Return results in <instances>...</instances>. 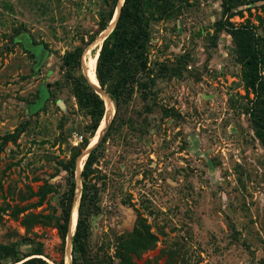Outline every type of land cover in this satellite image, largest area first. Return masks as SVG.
Returning <instances> with one entry per match:
<instances>
[{
	"label": "rangeland",
	"instance_id": "374dc122",
	"mask_svg": "<svg viewBox=\"0 0 264 264\" xmlns=\"http://www.w3.org/2000/svg\"><path fill=\"white\" fill-rule=\"evenodd\" d=\"M110 1L0 0V243H15L31 253L26 258L65 260L56 227L61 166L90 118L62 56L97 33ZM171 1L165 12L146 7L143 85L120 107L87 177L96 194L86 204V255L118 264L120 237L145 225L156 240L130 254L136 264H264V145L249 117L254 94L234 41L215 33L220 0ZM238 1L229 20L264 37V0ZM260 74L264 80V67ZM46 182L56 190L37 204L30 192ZM29 213L46 221L26 228Z\"/></svg>",
	"mask_w": 264,
	"mask_h": 264
},
{
	"label": "trees",
	"instance_id": "16d2710c",
	"mask_svg": "<svg viewBox=\"0 0 264 264\" xmlns=\"http://www.w3.org/2000/svg\"><path fill=\"white\" fill-rule=\"evenodd\" d=\"M123 0L120 7L115 26L102 41L99 54L96 60L95 73L100 84L112 98L115 106V113L106 131L99 142L93 147L83 163L81 171V194L74 233L71 241V263L72 264H93L86 255L88 237L90 235L89 223L87 221L86 204L90 201L95 191L91 193V185L87 177L93 172L92 165L102 150L106 135L114 127L120 107L133 93L134 87L143 85L139 74L146 70L147 66V42L149 38V27L145 11L147 6H156L158 11L165 12L174 6L171 0ZM171 3H170V2ZM238 0H220L221 17L215 22V33L226 31L235 43L236 60L244 67V82L247 88L251 89L254 99L249 111L250 120L254 126L255 133L264 145V80L260 74V68L264 67V37L258 35L252 25L245 23L236 26L230 20L235 14ZM165 3L166 5L163 4ZM117 0H111L107 5V11L100 15L97 33L103 30L111 19ZM96 33V34H97ZM83 41V45L75 46L72 50L65 52L62 56V64L65 68V77L71 84V92L75 96L81 109L90 118L88 133L82 136L79 146L74 147L70 159L62 164L61 169L66 172V188L59 194L61 214L56 223L61 247L65 243L69 224V215L73 194L75 190V159L89 144V138L94 136L101 118L105 111L104 101L101 96L90 86L81 71V57L85 47L93 41L96 36ZM12 135H10L11 137ZM2 145H0V151ZM55 186L46 182L36 192L37 204H41L49 192L55 191ZM22 209L17 208L13 212ZM46 216L29 213L24 220L26 228L32 224L45 222ZM156 237L147 226H135L131 232L119 239L116 256L118 264H136L131 259V253L139 255L144 250L153 246ZM41 249H36L32 254H40ZM29 254L21 253L16 244L0 243V264H50L39 257H29ZM26 258V259H25ZM58 264H63L61 259ZM106 264H114L107 261Z\"/></svg>",
	"mask_w": 264,
	"mask_h": 264
},
{
	"label": "bare ground",
	"instance_id": "6f19581e",
	"mask_svg": "<svg viewBox=\"0 0 264 264\" xmlns=\"http://www.w3.org/2000/svg\"><path fill=\"white\" fill-rule=\"evenodd\" d=\"M123 0H117V5L115 7V13L113 19L108 23V27L106 26L105 29L101 32L100 36L95 40L94 43L90 44L85 48L83 51V55L81 57V69L82 73L85 76L87 82L90 84V86L96 90L101 98L104 101L105 106V115L103 119H101L100 126L98 127V130L95 132L94 137H91V140L87 147L84 149V151L80 154V156L75 161V192L73 196V202H72V208L70 210L71 216L68 224V233L67 237L65 239V260L63 264H72L71 263V241H72V235L74 233L75 224L77 220V214H78V207H79V199H80V191H81V170L83 168L84 159L89 153V151L95 147L100 140L103 132L105 131L106 127L108 126V123L110 122L112 115L115 111V106L112 98L110 95L100 87V84L98 82V79L96 77V73L94 71V66L96 63V58L98 54V47L102 43V41L106 38V36L110 33V31L113 29L115 25V21L117 19L120 5ZM91 49H94V52H91ZM94 73V74H93Z\"/></svg>",
	"mask_w": 264,
	"mask_h": 264
},
{
	"label": "water",
	"instance_id": "95a60500",
	"mask_svg": "<svg viewBox=\"0 0 264 264\" xmlns=\"http://www.w3.org/2000/svg\"><path fill=\"white\" fill-rule=\"evenodd\" d=\"M122 3H123V1H122ZM122 3H121V5H122ZM120 5V6H121ZM115 13V12H114ZM114 13H113V15H112V17H111V19L109 20V23H110V21L113 19V17H114ZM115 26V25H114ZM107 27H108V25H107ZM112 31V30H111ZM110 31V32H111ZM99 35V34H98ZM96 38V37H95ZM100 46H101V44H100ZM100 46L98 47V54H99V50H100ZM83 55V54H82ZM98 56V55H97ZM81 71H82V69H81ZM96 91V90H95ZM97 92V91H96ZM98 93V92H97ZM99 94V93H98ZM104 115H105V111H104V114H103V116H102V118L101 119H103V117H104ZM100 126V124L98 125V127ZM98 127H97V129H96V131L98 130ZM88 155V154H87ZM86 158V157H85ZM75 183H76V180H75ZM71 208H72V206H71ZM70 216H71V212H70V215H69V220H70ZM67 232H68V230H67ZM67 235V234H66ZM64 255H65V249H64Z\"/></svg>",
	"mask_w": 264,
	"mask_h": 264
}]
</instances>
